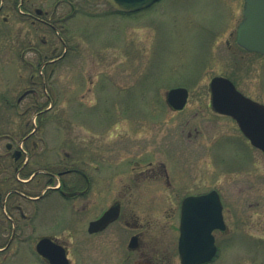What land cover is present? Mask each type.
Here are the masks:
<instances>
[{
    "label": "rangeland",
    "instance_id": "374dc122",
    "mask_svg": "<svg viewBox=\"0 0 264 264\" xmlns=\"http://www.w3.org/2000/svg\"><path fill=\"white\" fill-rule=\"evenodd\" d=\"M244 2L160 0L122 15L106 0H75L77 16L61 30L68 50L61 62L43 63V73L35 78L19 57L3 67L0 82L12 80L17 103L14 132L38 125L35 137L44 138L45 157H63L62 148L69 150L74 140L84 170L91 168L90 161L105 178L121 174L133 184L135 162L144 165L152 159L165 164L174 188L146 198L129 197L126 190L125 213L138 228L119 221L92 235L89 222L110 205L106 193L92 204L79 196L75 205L55 192L38 202L15 197V204L23 202L30 214L37 207L38 217L26 222L12 250L0 251V264H48L35 248L44 235L66 243L72 264H180L181 197L211 188L222 196L227 229L215 231L218 254L206 264H264V152L233 118L212 109L209 87L212 77L223 75L264 103V55L236 42ZM39 35L41 30L29 24L14 26L15 57L30 39L38 44ZM47 38L57 41L53 33ZM5 61L0 54V63ZM33 81L41 82L36 86L40 107L32 105L35 96L17 102ZM177 86L189 90L180 111L166 102L167 90ZM4 126L0 121V130ZM135 233L140 245L130 249Z\"/></svg>",
    "mask_w": 264,
    "mask_h": 264
},
{
    "label": "flooded vegetation",
    "instance_id": "af4514ba",
    "mask_svg": "<svg viewBox=\"0 0 264 264\" xmlns=\"http://www.w3.org/2000/svg\"><path fill=\"white\" fill-rule=\"evenodd\" d=\"M62 6H67L68 10L62 12ZM78 10L75 0H0V54H3L6 58L3 64L0 63V74L3 67L9 63L13 66V62L17 57L20 58L22 63H25L24 69H31L32 78H35L37 73H43L40 71L43 63L50 66L61 62L68 52L67 40L62 36L61 30H64L68 21L75 19ZM24 24H29L37 31L41 30L43 35L42 37L38 36L41 39L38 44L41 42L42 45L39 44V46L35 40L30 39L26 48L15 57L13 27ZM52 33L57 35V41L52 42L47 38L48 36L51 37ZM61 44L65 46L64 50H61ZM43 45H46L47 48L41 47ZM44 67L42 66V68ZM51 69L54 70V67ZM45 78L44 75L43 80ZM0 83V121L5 123V129L0 130L1 252L12 250L19 234L25 231L26 222H33L38 217L37 207L33 214H30L23 202L19 201L18 204H15V201H17L15 197L38 202L50 193L55 192L60 200L63 198L64 202L75 205V201L79 196L85 195L87 197L86 204H92L91 201L106 193L105 197H108L111 202L102 214L109 209L118 207V215L106 228L91 233L92 235L105 231L119 221L123 222L126 227L138 228L135 218L133 219V216L125 213L126 190H128L129 197L136 195L141 198L161 194L164 189L170 192L173 191L174 182L167 167L165 164L153 163L152 159L144 165L141 162H135L132 168L133 184H127L124 178H120L121 174H118V177L112 180L108 178L109 176L105 178V173L101 172V167L92 164L90 161L86 162L87 165L91 166L89 170L81 168L77 159L74 140L68 142L70 144L69 150L62 148L64 151L63 157H59L54 161L49 157H45L44 151H41V146L45 148V140L42 137H38V139L35 137L38 125L33 126L32 129L14 132L13 110L17 103H15L13 95V83L12 80L4 82L1 80ZM40 84V81H33V86L26 87L18 96L17 102H22V100L29 97H32L33 100L35 96L36 100H33L32 105L40 107L42 103L36 94V86ZM39 115L37 117H40L41 120L43 115ZM23 118L25 122L27 116L24 115ZM28 123H30L29 120L27 126ZM212 190H217L220 193L217 188L185 192L181 197L179 211L185 198L201 196ZM133 235L138 236L137 248H139V234L135 233ZM59 242L66 244L62 241Z\"/></svg>",
    "mask_w": 264,
    "mask_h": 264
},
{
    "label": "water",
    "instance_id": "95a60500",
    "mask_svg": "<svg viewBox=\"0 0 264 264\" xmlns=\"http://www.w3.org/2000/svg\"><path fill=\"white\" fill-rule=\"evenodd\" d=\"M158 0H107L121 12H134ZM237 43L246 50L264 54V0H245L243 19L237 29ZM213 108L233 117L250 142L264 151V104L242 93L234 82L217 75L210 81ZM186 87H174L166 92L167 102L174 109H182L188 99ZM118 215V207L91 222L89 231L104 228ZM227 227L223 204L217 191L202 196L187 197L182 204L180 220L179 256L181 264H201L217 254L215 229ZM131 247H137L133 237ZM36 249L50 264H70L66 248L51 237L41 238ZM138 264H144L139 262Z\"/></svg>",
    "mask_w": 264,
    "mask_h": 264
}]
</instances>
